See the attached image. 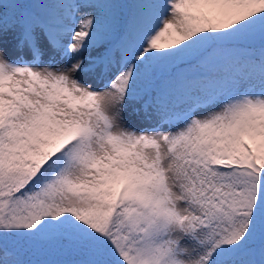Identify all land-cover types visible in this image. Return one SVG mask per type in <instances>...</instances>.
<instances>
[{
	"label": "snow or ice",
	"instance_id": "6c2138e0",
	"mask_svg": "<svg viewBox=\"0 0 264 264\" xmlns=\"http://www.w3.org/2000/svg\"><path fill=\"white\" fill-rule=\"evenodd\" d=\"M0 264H264V0H0Z\"/></svg>",
	"mask_w": 264,
	"mask_h": 264
}]
</instances>
